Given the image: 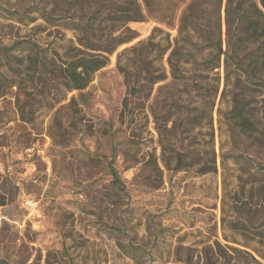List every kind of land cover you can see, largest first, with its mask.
Segmentation results:
<instances>
[{
	"label": "rangeland",
	"instance_id": "rangeland-1",
	"mask_svg": "<svg viewBox=\"0 0 264 264\" xmlns=\"http://www.w3.org/2000/svg\"><path fill=\"white\" fill-rule=\"evenodd\" d=\"M39 4L0 0V257L11 264H185L177 259L194 262L207 251L236 261L252 260L239 256L248 253L264 264V138L230 135L227 95L210 109V91L198 106L197 93L171 84L168 52H160L176 31L152 19L130 22L135 38L109 55L79 96L61 74L79 47L74 32L30 21ZM137 55L139 85L145 69L167 78L132 96ZM163 84L171 87L167 100L153 103ZM245 102L263 129V94ZM180 144L214 150L216 172L165 169L162 146ZM109 161L121 188L111 183Z\"/></svg>",
	"mask_w": 264,
	"mask_h": 264
},
{
	"label": "trees",
	"instance_id": "trees-1",
	"mask_svg": "<svg viewBox=\"0 0 264 264\" xmlns=\"http://www.w3.org/2000/svg\"><path fill=\"white\" fill-rule=\"evenodd\" d=\"M57 1L40 0L33 11L38 17L28 19L34 21L39 18L46 26L74 32V41L79 47L61 67L62 78L69 91H77L81 96L93 74L107 65L109 55L119 45L135 38V32L128 26L130 22L152 19L176 31L173 42L168 41L160 52H168L166 62L171 84L181 85L178 88H183L185 95L197 93L200 97L196 102L198 106L204 104V95L210 91L207 101L210 109L218 95L221 98L227 95L230 105L224 116L230 135L264 138V128L261 129L257 123L260 119L254 117L245 102L247 94H263L264 108V0H61L62 9H57ZM50 4L55 5V11L52 6L47 9ZM16 18L25 20L23 15ZM154 30L159 29L155 27ZM134 64L136 83L130 86L132 96L139 95L143 86H148L151 93L155 83L167 78L165 71L149 76L151 72L145 69L148 73L145 84L139 85L138 76L142 70L139 55ZM188 65L193 73L186 76ZM208 74H212L210 84L205 83L209 81ZM166 85L157 87L153 103L158 104L162 95L163 101L167 100L171 87ZM261 120L264 124V111ZM119 148L121 152L125 151L124 146ZM161 162L167 170L195 168L200 175L216 172L215 151H205L204 148L191 151L181 144L167 149L162 146ZM107 166L112 176L111 183L121 188L115 166L111 161ZM260 172L264 176V168ZM239 256L252 260L236 261L230 254H210L207 251L199 252L194 262L192 255L177 260L185 264H259L248 253ZM0 264L11 263L0 257Z\"/></svg>",
	"mask_w": 264,
	"mask_h": 264
},
{
	"label": "built area",
	"instance_id": "built-area-1",
	"mask_svg": "<svg viewBox=\"0 0 264 264\" xmlns=\"http://www.w3.org/2000/svg\"><path fill=\"white\" fill-rule=\"evenodd\" d=\"M25 205H26V206H30V205H31V202H30V201H26V202H25Z\"/></svg>",
	"mask_w": 264,
	"mask_h": 264
}]
</instances>
